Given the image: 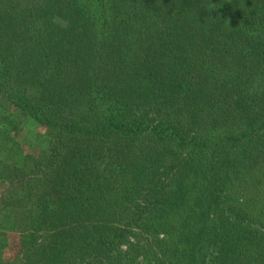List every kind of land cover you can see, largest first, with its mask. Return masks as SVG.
<instances>
[{"label":"trees","instance_id":"trees-1","mask_svg":"<svg viewBox=\"0 0 264 264\" xmlns=\"http://www.w3.org/2000/svg\"><path fill=\"white\" fill-rule=\"evenodd\" d=\"M0 185L11 264H264V0H0Z\"/></svg>","mask_w":264,"mask_h":264},{"label":"rangeland","instance_id":"rangeland-1","mask_svg":"<svg viewBox=\"0 0 264 264\" xmlns=\"http://www.w3.org/2000/svg\"><path fill=\"white\" fill-rule=\"evenodd\" d=\"M16 114H19L18 110H14ZM21 136L26 131H34L40 134H45L46 129L43 126H40L36 122H34L31 119H23V122L21 124ZM39 154V151L37 150H26V155L29 156V158H36ZM3 188L0 185V202L2 200L3 196ZM8 239H9V246L4 249L2 252H0V264H11L16 257H17V251H18V243H19V235L16 233H8Z\"/></svg>","mask_w":264,"mask_h":264}]
</instances>
